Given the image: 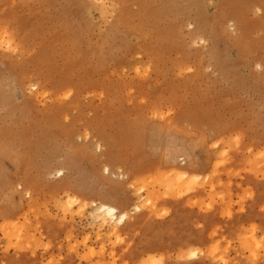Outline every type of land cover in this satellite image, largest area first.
<instances>
[{
	"label": "rangeland",
	"instance_id": "374dc122",
	"mask_svg": "<svg viewBox=\"0 0 264 264\" xmlns=\"http://www.w3.org/2000/svg\"><path fill=\"white\" fill-rule=\"evenodd\" d=\"M0 264H264V0H0Z\"/></svg>",
	"mask_w": 264,
	"mask_h": 264
},
{
	"label": "bare ground",
	"instance_id": "6f19581e",
	"mask_svg": "<svg viewBox=\"0 0 264 264\" xmlns=\"http://www.w3.org/2000/svg\"><path fill=\"white\" fill-rule=\"evenodd\" d=\"M184 169L174 171L176 178H177V181L180 180V183H182V185L186 183L187 179L190 180V184L192 183V180L199 181L198 179H196V177H193L192 175L190 176L187 172H184ZM57 173L59 174V176L63 175V172L61 170H58ZM173 179L170 180L169 184H172L171 181L175 180V179L174 180ZM168 186H170V185H168ZM92 205L94 207V212H93L94 215L92 216V217H94V221L102 222L103 225L107 224L110 226L112 225L113 227H117V226L123 225L129 217L127 212H122L119 210L118 207H116L112 204H109V203L93 202ZM134 209H135V211L141 210V208L139 206H135ZM193 253H195V255H193ZM189 257L190 258H196V257H198V254L196 252H192Z\"/></svg>",
	"mask_w": 264,
	"mask_h": 264
},
{
	"label": "snow or ice",
	"instance_id": "6c2138e0",
	"mask_svg": "<svg viewBox=\"0 0 264 264\" xmlns=\"http://www.w3.org/2000/svg\"><path fill=\"white\" fill-rule=\"evenodd\" d=\"M253 232H255V226H253ZM257 247L259 248L260 247V244H257ZM193 255H195V253H193Z\"/></svg>",
	"mask_w": 264,
	"mask_h": 264
}]
</instances>
